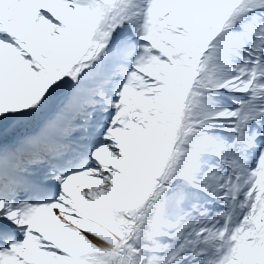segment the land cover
<instances>
[{
    "label": "snow or ice",
    "instance_id": "1",
    "mask_svg": "<svg viewBox=\"0 0 264 264\" xmlns=\"http://www.w3.org/2000/svg\"><path fill=\"white\" fill-rule=\"evenodd\" d=\"M0 264H264V0H0Z\"/></svg>",
    "mask_w": 264,
    "mask_h": 264
}]
</instances>
